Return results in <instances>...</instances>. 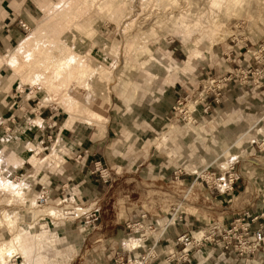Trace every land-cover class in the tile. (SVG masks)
I'll return each mask as SVG.
<instances>
[{
    "label": "rangeland",
    "instance_id": "rangeland-1",
    "mask_svg": "<svg viewBox=\"0 0 264 264\" xmlns=\"http://www.w3.org/2000/svg\"><path fill=\"white\" fill-rule=\"evenodd\" d=\"M11 1L0 37L11 21L29 29L0 42V150L41 151L0 158V264L227 263L201 239L264 211V0ZM64 121L85 141L104 130L96 186L82 170L99 157L57 142ZM30 129L52 138L26 143Z\"/></svg>",
    "mask_w": 264,
    "mask_h": 264
},
{
    "label": "crops",
    "instance_id": "crops-1",
    "mask_svg": "<svg viewBox=\"0 0 264 264\" xmlns=\"http://www.w3.org/2000/svg\"><path fill=\"white\" fill-rule=\"evenodd\" d=\"M21 4H22L21 1L20 2L17 1V0H12L11 1V5L14 8H16V9H19V6ZM13 22L11 21V23L6 24L8 26V28L5 29V27H4L3 30H2L4 32V34H2L3 35V38L6 39V40H9V41L12 40L13 37L15 38V36L17 34V31H19L18 29L20 28L19 25H18L19 26L18 29H16L17 26L16 27L15 26L11 27V25L14 24ZM3 38L0 37V42H2L3 45H4V39ZM168 88L169 89H165L163 95L157 101V103H159L158 106H157L158 107V109H157L158 112L157 113L156 112H153V115H155L158 118L159 117H162L161 115H164L166 113H169V111L172 112L173 104H174V102H175V100L177 98V93L178 92H177L176 88H172L170 86H168ZM108 109H109V106H108ZM10 110L11 109H9V111ZM34 110L35 109L30 110V112L32 113V112H34ZM38 113H39L38 115L40 116V118L42 119V121H45L46 124H48V127L49 128L51 126H54V125L57 126V121L55 119V116L56 115H55V112L52 109H48V110L45 109L44 111H40ZM5 114H6V112H5ZM26 114L27 113L25 111H23V113H22L18 109H15L14 111H10L7 114L6 117H7L8 121H13L14 123L16 122L15 124H17L18 123L17 121L18 120L20 121L22 118L26 117ZM137 114H139V112H137ZM1 115L2 114H1V111H0V117H1ZM108 116H109L108 121L110 120L109 123H110V126H111L110 129L112 130V128L114 127L113 124L116 123V117H118L119 114L118 113L117 114H114L113 113L112 115H110L109 114V110H108L107 117ZM67 119L68 118H66L65 121ZM52 120H54V122H53L52 125H50V123H51ZM65 121L63 122V124L61 126V130H59V132L57 134V142L59 141L60 137H62L64 143H66L68 146H70V148L72 150H75L76 152L82 151L83 153H85L87 155V156H85V158L86 157L91 158L92 156L99 157V160L94 161V164L93 165L91 164L93 162L91 160V162L89 163L88 168H86L85 170H82V172H85V174H82V175L88 178V180H87L88 184L90 186H94V185L96 186L97 183L93 179V175L92 174L96 170L98 171L99 169H98V167H96V170H91L90 167L96 165L97 161H100V162L102 161L100 159L101 158V155L100 154L102 153V147L101 146H103L104 141H105L104 140L105 137L103 136L104 135V133H103L104 130L102 131V128L99 126L100 127V131L98 133H95L94 135H91V137H89L88 140L85 141V137L86 136H84V138L83 137L78 138L79 137V134H77V135L74 134V132H76V130L74 129L75 128V123H74L73 126H70L69 127V124L66 123ZM35 123L36 124L37 123H40L39 120H38V118L36 119ZM45 127H46V125H44L41 130L44 131ZM176 128H178V127L175 124H171L170 127H169V129L167 130V133L166 134H168L170 136V134L172 135V134L176 133L177 132L176 131L177 130ZM64 129L65 130L67 129L70 133H64L63 132ZM30 130H32L31 131L32 133H30V134H28L26 136V143L27 142L36 143L39 139H42L43 138L42 140H45L46 137H47V140L52 138L51 134H47V132L52 133L53 130H46V133L45 132H42L41 134L40 133L36 134V132H38V129L35 132L33 131V129H30ZM68 134H69V136H67ZM49 136H50V138H48ZM100 136H103V137H100ZM190 145L192 147L193 142ZM37 151L40 153L41 150L39 148H37V149H35V150L32 151L33 152L32 155H30V156H28V155L22 156L23 153H20L18 155V154L14 153V152H9L6 149H2V150H0V158H2L6 154L13 162H15V161L16 162H20V166L23 165V164H25L26 162H30L31 164H33L31 162V160H32V158H34V156H35V154H36ZM83 166H85V165H83ZM13 168L14 167H11V171H12ZM11 171H10V173H11ZM54 179L58 180V178H54ZM59 182H60V179H59ZM57 193H59V192H57ZM225 264H228V263H225Z\"/></svg>",
    "mask_w": 264,
    "mask_h": 264
},
{
    "label": "built area",
    "instance_id": "built-area-1",
    "mask_svg": "<svg viewBox=\"0 0 264 264\" xmlns=\"http://www.w3.org/2000/svg\"><path fill=\"white\" fill-rule=\"evenodd\" d=\"M19 26L24 30L29 29L27 22L22 20L19 21ZM98 164L101 162L96 163V167ZM48 198L49 194L42 193L38 199L45 203ZM208 239L213 246L212 249L220 252L219 258L228 264H235L238 259L243 260L244 264H255L260 260L261 264L264 256V211L256 214L255 210L245 208L228 222L215 223L211 228V235L209 237L205 235L201 240L207 242ZM194 241L197 242L192 233L182 237V242L186 246L191 244L192 247ZM231 255L233 257H230Z\"/></svg>",
    "mask_w": 264,
    "mask_h": 264
},
{
    "label": "bare ground",
    "instance_id": "bare-ground-1",
    "mask_svg": "<svg viewBox=\"0 0 264 264\" xmlns=\"http://www.w3.org/2000/svg\"><path fill=\"white\" fill-rule=\"evenodd\" d=\"M23 50H24V49H22L21 51H23ZM16 64H17V62H16ZM107 112H108V110H107ZM68 123H71V121L68 120ZM54 145H55V144H54ZM37 152H38V151H37ZM14 187H15V186H14ZM52 213L54 214V211H52ZM10 215H11V214H10ZM9 218H10L11 220H13L11 216H10ZM197 234H198V233H197ZM200 234H201V233H199L198 236H199ZM14 236H15L16 239H20V235H19V234L14 235ZM12 242H13V241H12ZM3 249H4V248H0V255H1L2 252H3V251H2ZM23 250H24V251H27V250L24 249V248H23ZM0 260H1V259H0ZM1 261H2V260H1ZM2 263L4 264V262H2Z\"/></svg>",
    "mask_w": 264,
    "mask_h": 264
}]
</instances>
